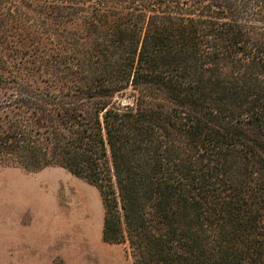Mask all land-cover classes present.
<instances>
[{"label":"trees","instance_id":"obj_1","mask_svg":"<svg viewBox=\"0 0 264 264\" xmlns=\"http://www.w3.org/2000/svg\"><path fill=\"white\" fill-rule=\"evenodd\" d=\"M0 162L97 186L133 264H264V0H0Z\"/></svg>","mask_w":264,"mask_h":264},{"label":"rangeland","instance_id":"obj_2","mask_svg":"<svg viewBox=\"0 0 264 264\" xmlns=\"http://www.w3.org/2000/svg\"><path fill=\"white\" fill-rule=\"evenodd\" d=\"M105 213L98 187L65 168L0 162V264H133L128 243L104 240Z\"/></svg>","mask_w":264,"mask_h":264},{"label":"crops","instance_id":"obj_3","mask_svg":"<svg viewBox=\"0 0 264 264\" xmlns=\"http://www.w3.org/2000/svg\"><path fill=\"white\" fill-rule=\"evenodd\" d=\"M23 238H25V239H28L29 240V237L28 236H24ZM13 246V245H12ZM21 245H20V243H19V240H18V242L16 243V245L15 246H13V247H16V248H19Z\"/></svg>","mask_w":264,"mask_h":264}]
</instances>
